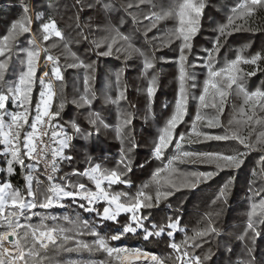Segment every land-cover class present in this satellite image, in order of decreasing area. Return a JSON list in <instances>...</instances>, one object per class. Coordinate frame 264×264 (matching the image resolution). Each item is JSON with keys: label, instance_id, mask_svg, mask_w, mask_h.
<instances>
[{"label": "snow or ice", "instance_id": "1", "mask_svg": "<svg viewBox=\"0 0 264 264\" xmlns=\"http://www.w3.org/2000/svg\"><path fill=\"white\" fill-rule=\"evenodd\" d=\"M77 2L80 3L81 8L84 7L81 0H77ZM146 2L151 3V0H123L121 4L115 3L114 0H88L87 7L104 13L109 19L112 13L123 9L132 18L133 24H139L141 21L137 15L129 10L135 8L143 11L141 5ZM49 7H55V0H49ZM152 7L155 8L154 3ZM204 7L205 5L201 0H182L174 8L167 11L160 13L152 11L143 16L144 20L149 21V24L145 26L146 38L147 32L156 27L157 21L171 16L177 20V26L169 34L167 43H172L173 40L180 41L178 45L179 55L175 59L178 67L177 98L172 114L160 128L152 147L151 155L156 160L162 162L166 160V163H162V166L156 168L151 175L150 184L155 185L154 194L144 191L145 188L149 187V184L143 185L135 194L123 190H114L116 185H124L126 188L131 186V181L124 179L133 170L128 152L138 147L131 135L133 132L131 125L135 115L120 108V102L127 99L126 87H120V72L115 74L116 96H111L106 86L103 92V100L105 104L116 106L117 122L114 126L116 138L122 144L127 139L130 144L129 149L127 151L124 148L121 149L120 157L114 168H105L101 163H95L89 159L87 167L83 170L73 169L70 175L58 177L61 164L64 161L70 162L74 159L73 156L67 154L74 138L80 137L87 141L92 137L99 136L102 128H112L113 125L106 121L101 111L93 108V102L98 97L97 93L91 89L90 84L92 64H86L78 57L75 58L74 62L67 64L68 68L85 69L83 91L72 100V103L77 108L88 109L85 114L88 127H81L76 121H71V132H69L65 130L63 125L53 124L52 122L60 116L66 103V100L61 99L58 107L55 110L52 109L54 98L57 96L53 79L56 81L64 80L59 60L50 54H46L45 60L51 62L52 67L50 71H44L37 77L41 49H19L26 55V60L22 61L26 67L22 68L16 80L11 83L6 82V90L0 91V155L5 157L4 171L11 177L16 174V168L19 167L24 175L23 190L14 187L10 179L0 182V228L3 229L0 231V241L7 240L19 253L18 256L11 257V264H15L16 260H21L23 264H40V261L46 258L40 255L41 249H47L49 243L68 252L103 250L109 257L115 253L116 260L120 261L121 264L129 256H135L137 260L143 257L145 264H147L148 258H150V264H165V258L154 253L139 248L110 247L108 244L109 239L119 240L124 234H135L137 231H142L145 240L165 235L173 238L169 240L168 246L175 253V264H204V261L210 259L207 255L203 258L193 255L189 249L200 247L201 244L195 242L196 237L202 238L210 232L215 233V228L210 227L198 231L194 237L186 236L185 240L178 244L174 240V234L180 229L181 217L167 216L165 222L160 223L152 221L150 219L151 212L145 211L158 207L162 200L168 199L182 188L194 189L200 183L206 182L217 174L216 171H184L177 167L178 164H209L215 165V168L221 171L225 168L239 169L247 155L246 151L239 149L234 152L199 151L191 149L187 145L205 141L237 140L244 149L250 151L254 147L252 143H249L248 137L238 134L236 131H231L230 134L228 132L213 134L203 131L198 127V124H203L209 129L220 126L219 116L223 113L224 104L230 92L243 97L242 106L238 110V117H246V120L234 117L233 120L229 121L230 125L233 122L247 124L253 121V109H264V89L249 91L244 83L246 77L256 74V69L245 71L240 67L242 64L257 65L258 61L264 60V56L259 53L251 57L237 54L234 59L227 60L217 67L219 63L217 57L223 46V38L231 34L229 29L231 31L240 30L234 22L235 19L250 16L257 8L264 9V0H244V3L238 6L239 9L243 10L242 12L233 8L232 12L235 15L229 16L228 23L218 28L219 35L213 40L210 47L203 49L204 55L197 56L189 63L188 55L191 54L192 50L191 41L199 31L200 17ZM33 19L41 21L38 28L43 34L44 41H48L54 36L64 41L65 47H68L67 38L58 28L56 20L52 17L44 20L42 13H36L33 17L30 4L22 0L19 19L13 21L7 33L0 37V57H4L3 60H0V81L4 80L7 60L11 59V56L6 55V53L12 51L19 36L31 32ZM105 28L110 33L109 42H107L104 51H97L96 54L103 57L116 55L117 58H120V54L127 49H122L116 45L123 40L127 42L128 49L143 57L141 72L147 79V86L142 91L146 96L150 113L158 88L156 75L148 77L149 70L154 67L153 59L145 55L141 49L135 48L131 42L132 37L121 33L116 26L106 24ZM112 33L114 35H111ZM84 39L87 37L84 36ZM30 43H34V40H30ZM55 46V43L51 45V47ZM102 46L101 42L96 43V48ZM43 51L47 53L48 50L45 48ZM127 58L126 56L125 59ZM197 67L205 69L206 77L203 81L201 94L193 98L198 100L199 109L211 108L215 110V113L208 114L198 110L192 118L190 128L186 132L178 133L176 130L185 122L184 118L188 111V90L198 87L195 73H190L187 69ZM37 80L40 84V91L33 110L31 108L32 93ZM62 88L61 85V92ZM10 103L21 110L9 111ZM164 107L167 108V105ZM33 111L35 115H32ZM30 116H32L31 122L29 121ZM25 125L30 130L22 135L21 130ZM256 143L264 146V132L260 133ZM170 149L172 150L171 153L166 156ZM259 163L262 165L261 171L264 173V156L260 158ZM41 166L43 170H41ZM140 166L143 167V165ZM71 176L85 178L90 183L86 184L79 180L74 182ZM233 179L230 177L220 187L216 199L227 197ZM254 195L259 197V200L252 201L250 205L244 234L246 235L250 231L253 234V239L260 235L257 231L258 225L264 223V194L256 191ZM65 200L71 201L86 212L95 213L101 222L118 223V217L121 214H128V222L122 226L120 231L106 237L97 231L96 225H91L88 220H82L79 216L72 218L66 215L56 217L47 214V211L54 207H64L63 201ZM98 205L102 207H97ZM36 209H43L45 212L39 213L34 211ZM33 216H39L38 223H30ZM59 219L70 224L71 228H65L59 224H47L48 220L57 221ZM69 232L72 234L69 235ZM85 234L96 237V239L90 243L77 239V237ZM244 235L237 238L243 240ZM57 238L63 243L57 245ZM68 241H73L75 246H67ZM189 241L193 242L190 243ZM250 251L251 249H249ZM8 252L9 249L4 248V253ZM0 264H5V261L0 259ZM71 264H77V261L73 260ZM87 264H96V262L90 260ZM99 264H104V261H100ZM128 264H135V262L129 261Z\"/></svg>", "mask_w": 264, "mask_h": 264}, {"label": "trees", "instance_id": "2", "mask_svg": "<svg viewBox=\"0 0 264 264\" xmlns=\"http://www.w3.org/2000/svg\"><path fill=\"white\" fill-rule=\"evenodd\" d=\"M30 4L32 15L42 13L44 20L52 17L56 20L57 26L62 30L67 38L68 47L65 42L57 37H51L48 41L43 40V34L39 31L41 21L33 19L31 32L19 36L10 53L11 56L7 60V69L4 72V80L0 81V91L6 90V82L11 83L16 80L19 72L26 65L22 61L26 60L24 52L19 49L38 48L41 49L37 77L44 71H50L52 64L47 65L45 55L50 54L54 58H58L62 68L64 80H54V89L57 96L54 98L52 109L55 110L61 99L66 100L64 109L60 116L54 120L53 124H60L65 127L66 131L71 132V121H76L81 127H88L85 114L87 108H77L72 100L79 96L83 91V77L85 69L68 68L67 64L75 61L78 57L86 64H92L90 72L91 89L97 93V99L93 102V108L101 111L106 121L113 125L112 128L101 129L99 136L92 137L85 141L80 137H76L72 141V146L67 150V154L74 157L72 161H64L61 164L59 176L70 175L73 169L83 170L87 167V161L91 159L95 163H101L105 168L116 167V161L119 159L121 149L127 151L130 147L127 139L122 144L116 138L114 126L116 124V106L105 104L103 100V92L106 89L113 97L117 94V85L115 84V74L121 73L120 87H126V100L120 102V108L132 112L135 119L131 128L134 137V143L138 147L128 152L131 157L132 172L128 173L124 179L131 181L130 187L124 185L114 186V190H123L132 194L143 185L149 184L144 191L153 193L155 185L150 184L153 171L162 166L165 161H158L152 157L153 142L157 137V128L164 125V122L172 114L173 106L177 98L178 91V67L175 63L176 57L179 55V40H173L167 43L169 34L177 26V20L171 16L157 21L156 27L147 32L145 37V26L149 24L148 20H144L143 16L152 11L160 13L174 8L178 2L182 0H151V3L141 5L138 9H130L141 21L139 24H133L132 18L121 9L114 12L111 18H107L102 12L96 9L88 8V0H81L84 7L81 8L77 0H55V7H49V0H25ZM115 3L121 4L123 0H114ZM205 7L200 17L199 31L193 37L191 44V54L188 55V62L191 63L197 56L204 55L203 49L211 46L213 40L219 35L218 28L228 23L229 16H234L233 8H237L244 3V0H201ZM22 0H0V37L5 35L13 21L19 19L21 15ZM155 4V8L152 4ZM235 24L239 27L238 31H229L230 35L223 38V46L217 57L221 66L225 61L234 59L237 54L244 57H251L256 54L264 56V9L257 10L250 16L241 19H235ZM112 24L116 26L121 33L132 37V44L135 48L141 49L145 55L153 59L154 67L149 70L148 77L156 75L157 77V93L154 102L151 105L149 113L147 107V99L142 89L147 86V79L142 75L143 57L137 52L128 49L126 41H119L116 46L127 49L120 54V58L116 55L111 57L98 56L97 51H104L107 42L110 39V33L106 30L105 25ZM79 25V27H78ZM111 35H114L112 33ZM84 36L87 39H84ZM34 40V43H30ZM101 42L102 47L96 48V43ZM55 43V47L51 45ZM47 48V53L43 49ZM130 53V55H129ZM74 54V55H73ZM128 57L125 59V57ZM4 57H0L3 60ZM39 65V64H38ZM245 71L256 69L254 76L246 77L244 80L245 87L249 91L256 89H264V60L258 61L257 65H240ZM188 72L195 73L196 83L198 87L189 88L188 111L182 123L178 128V133H183L190 128L192 118L197 111H203L208 114H214L215 110L199 109L196 99L201 94L203 81L206 77V71L202 67L195 69L188 68ZM61 85L63 86L61 92ZM235 87V86H234ZM40 84L37 80L32 93L31 108L34 110L39 98ZM243 97L230 92L227 96L223 113L219 116L220 126L209 129L203 124H199L205 132L213 134H225L236 131L238 134L248 137L249 143L254 145L252 150L244 149L243 145L237 140L228 141H205L187 145L194 150L199 151H221L229 152L242 150L246 151L244 163L239 169L225 168L217 170L215 165L209 164H178L177 167L184 171H216L217 174L200 183L194 189L182 188L175 192L166 200H162L158 207L150 210V219L154 222H165L167 216H180V229L175 232L174 240L180 244L187 237H194L198 231L206 228H215V233H209L204 237H196V241L201 244L200 247L189 249L193 255L209 256L210 259L204 261V264H264V223L257 227L260 233L255 239L249 231L246 235L245 229L248 221V213L252 201L259 200L255 196L256 191L264 194V173H262V165L259 163L260 158L264 156V146L256 143L261 132H264V109H253V121L247 124H237L233 122L229 124L234 117L246 120V117H238V110L242 106ZM167 105V108L164 106ZM134 106V107H133ZM9 111H20L15 105L9 104ZM154 114V115H153ZM35 115V112H32ZM32 116L29 117L31 122ZM27 125L21 130L29 131ZM168 153H166V156ZM140 165H143L141 167ZM5 157L0 155V182L10 179L14 187L21 190L24 189V175L19 167L16 168V174L9 177L4 171ZM233 177V181L229 186L226 198L216 199L220 187ZM72 181L79 180L86 183L85 178L71 176ZM251 189V191H250ZM215 201V202H213ZM97 207H102L98 205ZM39 213L45 212L43 209L34 210ZM48 215L63 217L69 216L75 218L77 216L82 220H88L91 225H96L97 231L102 236H110L121 230L122 226L128 222V214H121L118 217V223L111 221H99L95 213H89L80 209L71 201L65 200L64 207H56L47 211ZM39 222V216H33L30 223ZM147 224V221L145 222ZM47 224H59L65 228H71V225L63 219L57 221L48 220ZM3 229L0 228V231ZM23 231V230H21ZM69 235L72 233L69 232ZM244 235V239L237 237ZM77 239L85 242H92L96 239L91 235H82ZM169 238L166 235L161 237H152L149 240L143 238L142 231L137 233L124 234L119 240H108L110 247H128L139 248L149 253H154L161 258H165V264H175L173 250L168 246ZM192 243L193 241H189ZM63 243L57 240V245ZM67 246H75L73 241H68ZM184 246L182 245V248ZM230 249V251H229ZM249 249L251 251L249 252ZM40 255L46 257L40 261V264H71V261H77V264H87L88 261H95L99 264H120L113 256L109 257L103 250H76L68 252L56 245H49L47 249H41ZM5 261V260H4ZM6 264V261H5Z\"/></svg>", "mask_w": 264, "mask_h": 264}, {"label": "rangeland", "instance_id": "3", "mask_svg": "<svg viewBox=\"0 0 264 264\" xmlns=\"http://www.w3.org/2000/svg\"><path fill=\"white\" fill-rule=\"evenodd\" d=\"M46 63H47V61H46ZM41 65H42V63H39V65H38V68L39 67H41ZM48 65V64H47ZM54 102V101H53ZM196 102H197V105H198V100L196 99ZM191 126V125H190ZM198 126H199V124H198ZM161 128V127H160ZM160 128H157V135H158V133H159V130H160ZM171 149L169 150V152H168V155L171 153ZM153 157V156H152ZM154 158V157H153ZM158 161H160V160H158ZM163 163H166V161L165 162H163ZM186 164H189V163H186ZM85 181H86V184H89L90 182L89 181H87V179H85ZM63 203H64V205H65V201H63ZM54 208H56V207H54ZM53 209V208H52ZM59 238H57V240H58ZM49 245H52L51 243H49ZM7 246V247H6ZM4 248H7V249H10L11 247H9V245L7 244H5V241H0V253H1V251H3L4 252ZM5 255H6V259H3V260H5L6 261V264H8V263H11V257L12 256H18L19 255V253L18 254H10V252H8V253H5ZM123 255V254H122ZM120 262V261H119ZM15 264H23V262L21 261V260H16L15 261ZM120 264H121V262H120ZM124 264V263H123ZM147 264H150V263H147Z\"/></svg>", "mask_w": 264, "mask_h": 264}, {"label": "bare ground", "instance_id": "4", "mask_svg": "<svg viewBox=\"0 0 264 264\" xmlns=\"http://www.w3.org/2000/svg\"><path fill=\"white\" fill-rule=\"evenodd\" d=\"M6 245L8 244L9 247H11L9 249L10 254H18L17 251H15V249L13 248V245L10 244L7 240H5ZM7 247V246H6ZM129 261L135 262V264H145V258L141 257L139 258V260H137V258L135 256H129L128 259L126 261H124V264H128ZM150 263V258H148V262Z\"/></svg>", "mask_w": 264, "mask_h": 264}, {"label": "built area", "instance_id": "5", "mask_svg": "<svg viewBox=\"0 0 264 264\" xmlns=\"http://www.w3.org/2000/svg\"><path fill=\"white\" fill-rule=\"evenodd\" d=\"M47 64L49 65V64H51V62H48L47 61ZM42 74V73H41ZM40 74V75H41ZM53 85H54V80H53ZM7 119V118H6ZM41 170H43L42 169V166H41ZM41 179H43V177H41ZM6 244V243H5ZM7 257H6V255H5V253L3 252V251H1V253H0V259H6ZM7 260V259H6ZM8 264H11V263H8Z\"/></svg>", "mask_w": 264, "mask_h": 264}, {"label": "water", "instance_id": "6", "mask_svg": "<svg viewBox=\"0 0 264 264\" xmlns=\"http://www.w3.org/2000/svg\"><path fill=\"white\" fill-rule=\"evenodd\" d=\"M9 239H12L11 237H9Z\"/></svg>", "mask_w": 264, "mask_h": 264}]
</instances>
